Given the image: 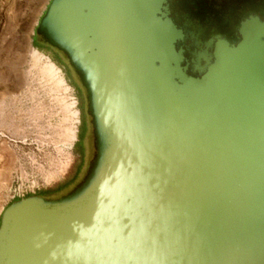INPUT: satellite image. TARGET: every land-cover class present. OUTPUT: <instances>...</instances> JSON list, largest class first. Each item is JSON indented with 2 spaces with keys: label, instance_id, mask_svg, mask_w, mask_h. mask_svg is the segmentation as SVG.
Here are the masks:
<instances>
[{
  "label": "water",
  "instance_id": "obj_1",
  "mask_svg": "<svg viewBox=\"0 0 264 264\" xmlns=\"http://www.w3.org/2000/svg\"><path fill=\"white\" fill-rule=\"evenodd\" d=\"M160 1H49L35 34L84 87L95 153L67 196L3 211L0 264L8 240L11 264H264L263 34L187 77Z\"/></svg>",
  "mask_w": 264,
  "mask_h": 264
},
{
  "label": "rangeland",
  "instance_id": "obj_2",
  "mask_svg": "<svg viewBox=\"0 0 264 264\" xmlns=\"http://www.w3.org/2000/svg\"><path fill=\"white\" fill-rule=\"evenodd\" d=\"M49 1L0 0V217L12 200L34 198L68 180L78 162L75 94L57 67L62 84L46 75L50 62L32 42ZM168 55L173 62L178 58ZM86 120L84 166L77 182L61 196L44 200L67 196L83 183L95 153Z\"/></svg>",
  "mask_w": 264,
  "mask_h": 264
},
{
  "label": "flooded vegetation",
  "instance_id": "obj_3",
  "mask_svg": "<svg viewBox=\"0 0 264 264\" xmlns=\"http://www.w3.org/2000/svg\"><path fill=\"white\" fill-rule=\"evenodd\" d=\"M157 17L160 22L171 25L167 29L172 33L173 53L178 56L179 67L185 68L187 77L199 78L216 56L227 54L243 38L260 36L259 33L264 36V0H161ZM263 36L257 37L259 43L264 42ZM33 42L73 90L78 125L82 114L87 135L86 117L90 120V116L86 92L75 70L60 50L40 36L35 34ZM83 148L85 153L84 144Z\"/></svg>",
  "mask_w": 264,
  "mask_h": 264
},
{
  "label": "trees",
  "instance_id": "obj_4",
  "mask_svg": "<svg viewBox=\"0 0 264 264\" xmlns=\"http://www.w3.org/2000/svg\"><path fill=\"white\" fill-rule=\"evenodd\" d=\"M33 46L35 47V49L38 48L37 44H35L34 42H33ZM85 135H86V126L84 122V115L81 114L80 123L78 125V131L76 135V142L74 143V150H75L76 156L78 157V162L74 167L71 177L68 180L58 184L52 189L38 191L35 194L36 197L45 198V199H52V198L54 199L64 194V192L67 189L75 185V183L77 182V179L79 178L81 174L82 168L84 166L83 142L85 139ZM16 202H18V200L14 199L10 202V205Z\"/></svg>",
  "mask_w": 264,
  "mask_h": 264
},
{
  "label": "bare ground",
  "instance_id": "obj_5",
  "mask_svg": "<svg viewBox=\"0 0 264 264\" xmlns=\"http://www.w3.org/2000/svg\"><path fill=\"white\" fill-rule=\"evenodd\" d=\"M249 37L247 36V39H248ZM254 50V52L256 51V50H261V52H264V49H253ZM218 52H219V50H218ZM250 52H252V51H250ZM226 54V53H225ZM45 73H46V75L47 76H49V77H51V78H53V79H56V81L58 82V84L60 85V84H62V81H60L59 79H58V77H57V71L55 70V67L53 66V64H51L50 65V63H49V66H47L46 67V71H45ZM201 98H202V96H201ZM74 104H75V102H74ZM70 108H72V105L70 104ZM73 116L74 115H76V113L74 112L73 114H72ZM75 117V116H74ZM32 205V203H30V202H22L21 204H17L16 206H14L13 208H12V210L11 211H13V212H15L16 214L19 212V211H21L22 209H25L26 207H29V206H31ZM8 243H9V240H8ZM8 243H7V247H4V251L5 250H7L8 252H9V256H10V259H9V262H8V264H11V254H10V252H11V249L14 247L13 246V243H12V248H11V244H10V247H8ZM15 249V248H14ZM22 260V257H20V261ZM7 264V263H6ZM15 264V263H14Z\"/></svg>",
  "mask_w": 264,
  "mask_h": 264
}]
</instances>
